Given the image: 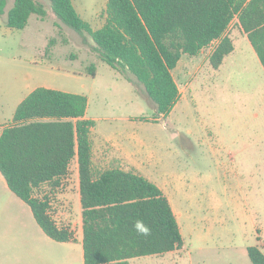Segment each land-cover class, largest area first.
Returning <instances> with one entry per match:
<instances>
[{"label": "rangeland", "instance_id": "obj_1", "mask_svg": "<svg viewBox=\"0 0 264 264\" xmlns=\"http://www.w3.org/2000/svg\"><path fill=\"white\" fill-rule=\"evenodd\" d=\"M36 1L47 9L46 16L31 15L21 29L6 26L13 0H6L0 15V129L38 86L84 93L87 115L96 119L94 137L113 131L143 141L148 175L168 197L184 238L180 249L134 257L130 264H252L248 246L264 253V71L249 43L239 38L217 69L208 60L209 48L216 43L196 58L181 55L172 72L178 103L167 117L153 121L155 105L143 86L128 83L122 75L120 79L118 71L98 57L87 33L56 18L49 0ZM106 1L72 0L92 29L104 23ZM239 32L233 21L228 35ZM90 63L95 76L85 72ZM99 156L95 151V171L116 165ZM75 174L72 161L64 185L45 186L37 194L50 196L59 223L72 226L80 238ZM10 200L20 199L0 175L1 255L20 238L22 221L30 212L24 203L20 210ZM73 247L77 256L72 264H83L82 244ZM46 251L47 264H65L63 251Z\"/></svg>", "mask_w": 264, "mask_h": 264}, {"label": "trees", "instance_id": "obj_2", "mask_svg": "<svg viewBox=\"0 0 264 264\" xmlns=\"http://www.w3.org/2000/svg\"><path fill=\"white\" fill-rule=\"evenodd\" d=\"M49 2L61 23L89 35L102 61L143 86L155 105V120L166 117L178 100L172 71L181 55L196 57L218 41L208 59L218 68L233 50L224 32L235 17L264 66V0H107L105 21L96 29L72 0ZM5 5L0 0V15ZM46 14L36 0H13L6 26L21 29L31 15ZM85 72L93 76L96 67L90 63ZM86 107L85 95L43 86L17 104L10 124L0 129V175L8 189L29 206L49 238L75 242L70 228L53 219L50 196L37 192L58 188L76 158L83 264H130L134 257L180 249L184 238L161 188L131 169L95 171V121L85 117ZM246 254L252 264H264L257 246H248Z\"/></svg>", "mask_w": 264, "mask_h": 264}, {"label": "crops", "instance_id": "obj_3", "mask_svg": "<svg viewBox=\"0 0 264 264\" xmlns=\"http://www.w3.org/2000/svg\"><path fill=\"white\" fill-rule=\"evenodd\" d=\"M233 21H236V23L239 27L240 35L236 34L235 37H230V35H228V30H229ZM224 35H227L232 40V43H233V50L229 54H231L237 48V41L239 38L245 39V41H247V43H249V45L252 47L250 41L248 40L246 33L243 32L241 26L239 25L237 17L233 18V20L231 21V23L229 24V26L225 30ZM217 43H218V41L216 42V44ZM208 47H206V48H208ZM214 47L209 48L208 57H209L210 53L213 51ZM252 49L255 53L256 61H257L258 65H260L258 67L264 71V66L262 65L259 57L257 56V53L255 52L253 47H252ZM202 51H201V53H202ZM228 55H226V56H228ZM198 56H196V57H198ZM196 57H189V58H196ZM225 57H224V59H225ZM222 63H223V61H222ZM96 72L93 76H95L97 74ZM116 73H117L116 74L117 76L120 74L119 78L121 79L120 76L122 74L120 72H116ZM262 73H263V86H264V72H262ZM122 79H124L128 83H132V84L137 83L134 81V79L132 81H129L124 76ZM62 91L71 92V93H78V94L84 95V93L78 92V91H72V90H62ZM263 92H264V89L261 91V93H263ZM179 94H180V92H179ZM262 98L264 100V94H263ZM178 100H179V97H178ZM178 100L175 103V105L173 106V108L178 103ZM87 108H88V99H87V107H86V111H85V117L94 120L95 124H96V119H93L92 117H88ZM171 111L168 113V115L171 113ZM160 117H162V116H159L156 120L155 119H152V120L158 121L160 119ZM129 118L131 119V117H129ZM147 119L149 120V118H147ZM94 131H95L94 129H92V131H91L93 166H94V155H95V151H96L97 153H99V155H100L99 157H101V160H106L108 158L107 163L116 164V165H113V167H119V168L124 169V170H129V169L134 170V171L140 173L141 175H143L144 177H146L147 179H149L151 181V179L148 175V170L146 168L147 167L146 164H148V157H143L142 153H144V147H143L144 143L141 139H139V140L134 139L133 141H131V138L129 136H123L122 134L118 135V134H115L113 131H108L107 133L105 131H103L104 133H101V134L98 133L99 137L96 138V137H94V134H93ZM106 151H109V153ZM104 153H106L107 155ZM149 157H150V154H149ZM73 161L75 163V172H76L75 175H76V180H77L76 181V185H77V187H76V189H77L76 199L78 200V198H79V182H78V167H77L76 158ZM69 173H70V166H69L68 174L64 178H62L61 185H64V183L69 179V177H70ZM66 194L67 193H65L64 195H66ZM19 201H21V202H19ZM10 202H12L20 210L21 209L23 210V207H25V206H23V204H21V203H24L22 200H10ZM79 203H80V201H79ZM25 205H27V204H25ZM27 207L30 210L28 205H27ZM171 207H172V205H171ZM172 210H173V207H172ZM173 212H174V210H173ZM26 213L27 214H25V220L22 221V225L24 227V232L22 233L20 238H18V239L14 238L11 246L6 247V250H5L6 252L4 253V255H1V252H0V264H47V262L50 261V260L47 261V251H46L47 247H49V249H52V250L57 249V250L63 251L65 253V260H66L65 264H72V261H74V260L76 261V256H77L76 252L77 251H76V248L73 247V245L81 244V239H82L81 210H80V212L78 211V213H79L78 225H79L81 235H80V238H76L74 233H73V235L76 239L75 242H59V241H55V240L49 238L42 231V229L39 227V225L36 223L35 219L33 218L32 213H31V210H30V212H28V210H27ZM174 214H175V212H174ZM175 216H176V214H175ZM52 217L58 225L68 226L70 228V230L73 232L72 226H69V224L59 223L57 217L53 214V212H52ZM176 220H177V218H176ZM171 252H173V251H171ZM55 263L56 262L54 261V264Z\"/></svg>", "mask_w": 264, "mask_h": 264}, {"label": "built area", "instance_id": "obj_4", "mask_svg": "<svg viewBox=\"0 0 264 264\" xmlns=\"http://www.w3.org/2000/svg\"><path fill=\"white\" fill-rule=\"evenodd\" d=\"M216 42H217V41H214L213 43H216ZM213 43H212V44H213ZM212 44H211V45H212Z\"/></svg>", "mask_w": 264, "mask_h": 264}]
</instances>
